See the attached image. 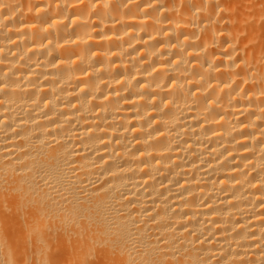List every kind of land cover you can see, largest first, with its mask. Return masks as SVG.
<instances>
[{"label": "bare ground", "instance_id": "6f19581e", "mask_svg": "<svg viewBox=\"0 0 264 264\" xmlns=\"http://www.w3.org/2000/svg\"><path fill=\"white\" fill-rule=\"evenodd\" d=\"M237 1L0 0V264H264Z\"/></svg>", "mask_w": 264, "mask_h": 264}, {"label": "rangeland", "instance_id": "374dc122", "mask_svg": "<svg viewBox=\"0 0 264 264\" xmlns=\"http://www.w3.org/2000/svg\"><path fill=\"white\" fill-rule=\"evenodd\" d=\"M262 10L264 11V0H238L237 1L238 19L240 20V21L238 20L239 35H240L239 37L241 38L243 36L244 39H246V40H242L243 38H241V40L243 41L244 45H246V47H248L247 44H249L250 47H253V46L259 47L262 45H263L262 47H264V34H263L264 14H262L264 12ZM255 30H257V32ZM249 39L251 40L250 41L251 45L250 43H248ZM262 58H260V61H261L259 62L260 64L264 63V57Z\"/></svg>", "mask_w": 264, "mask_h": 264}]
</instances>
